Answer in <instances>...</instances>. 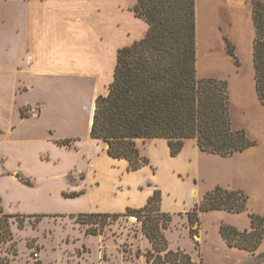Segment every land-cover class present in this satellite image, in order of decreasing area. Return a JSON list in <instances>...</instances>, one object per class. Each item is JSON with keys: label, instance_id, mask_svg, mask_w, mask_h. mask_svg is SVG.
<instances>
[{"label": "rangeland", "instance_id": "obj_1", "mask_svg": "<svg viewBox=\"0 0 264 264\" xmlns=\"http://www.w3.org/2000/svg\"><path fill=\"white\" fill-rule=\"evenodd\" d=\"M11 8L19 10L0 0V225L4 215L12 216L7 231L1 228L0 264H149L145 253L151 246L135 217L102 228L71 217L141 208L144 192L153 185L138 171L121 168L122 160L110 158L116 161L111 165L105 145L89 138L91 88L24 70L13 35L23 27L8 17ZM190 203L186 196L183 208ZM164 236L170 250L203 261L200 242L196 249L178 217L172 216ZM206 236L210 240L203 249L209 262L254 264L250 253L223 249L210 233ZM262 252L260 245L255 257Z\"/></svg>", "mask_w": 264, "mask_h": 264}, {"label": "crops", "instance_id": "obj_2", "mask_svg": "<svg viewBox=\"0 0 264 264\" xmlns=\"http://www.w3.org/2000/svg\"><path fill=\"white\" fill-rule=\"evenodd\" d=\"M4 1L19 7L17 11L11 8L8 17L23 27L13 35L21 46L24 70L39 77L68 78L91 88L93 106L112 83L118 50L141 40L147 31V24L134 15L136 0ZM226 38L233 44L239 64L228 54ZM253 38L252 0H195L196 76L226 81L231 127L243 130L255 142L253 147L221 157L202 152L196 140L189 139L171 157L164 140L137 141L141 155L149 160L137 174L153 185L144 192V205L159 190L160 211L178 217L184 227H188L186 214L213 188L247 194L246 212L199 213L197 240L205 264H214L205 258L203 244L210 240L206 234L226 249L219 235L222 223L243 231L250 229L248 212L264 217V105L255 89ZM143 142L144 153L140 150ZM102 160L106 159L98 162ZM106 161L116 163L110 158ZM118 164L127 166L124 160ZM151 167L156 173L150 172ZM186 196L189 208H183ZM260 245L264 249V239Z\"/></svg>", "mask_w": 264, "mask_h": 264}, {"label": "trees", "instance_id": "obj_3", "mask_svg": "<svg viewBox=\"0 0 264 264\" xmlns=\"http://www.w3.org/2000/svg\"><path fill=\"white\" fill-rule=\"evenodd\" d=\"M133 12L147 24L146 34L118 50L112 83L106 94L94 100L89 138L104 144L109 158L126 161L129 172L149 165L137 147L139 140L166 141L171 157H176L189 139H195L202 152L221 157L253 147L255 142L243 130L231 127L226 81L196 76L195 0H136ZM252 22L255 89L264 105V3L260 0H252ZM225 42L228 54L239 64L233 45L227 39ZM247 202L248 196L242 190L215 187L206 192L186 214L196 249L199 213H243L248 210ZM160 203L161 192L155 190L138 209L71 217L101 228L121 217H135L151 246L145 253L147 263L205 264L194 261L183 250L168 248L164 231L172 217L160 211ZM248 216L249 230L222 223L219 235L227 247L250 253L254 264L264 263V253L255 257L264 239V217L254 213ZM9 217L4 215L0 233L3 227L7 231Z\"/></svg>", "mask_w": 264, "mask_h": 264}]
</instances>
